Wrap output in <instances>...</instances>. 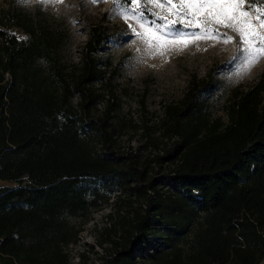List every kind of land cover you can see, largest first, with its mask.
<instances>
[{
  "label": "trees",
  "instance_id": "trees-1",
  "mask_svg": "<svg viewBox=\"0 0 264 264\" xmlns=\"http://www.w3.org/2000/svg\"><path fill=\"white\" fill-rule=\"evenodd\" d=\"M63 37L38 16L0 14V264H74L66 246L75 219L120 193L146 203L130 208L103 264H263L264 64L230 94L225 120L196 96L211 77L190 78L154 125L168 141L145 136L143 146L165 145L148 155L119 149L112 100L97 108L116 70L97 54L106 31L87 26L69 70L57 51Z\"/></svg>",
  "mask_w": 264,
  "mask_h": 264
},
{
  "label": "rangeland",
  "instance_id": "rangeland-1",
  "mask_svg": "<svg viewBox=\"0 0 264 264\" xmlns=\"http://www.w3.org/2000/svg\"><path fill=\"white\" fill-rule=\"evenodd\" d=\"M121 5L114 7L111 0H99L95 4L91 0H63V3L31 0L27 4L21 0H0V14L11 10L38 16L46 30L62 32L64 37L57 51L66 65L65 70L78 64L89 24H99L106 31L103 48L97 54L108 59L109 65L115 66L116 70L109 77V85L101 88L103 97L97 108H102L106 97L114 102L113 119L121 123L117 134L120 150L138 149L137 152L143 154L150 152L148 155L162 151L165 145L161 141L165 138H160L154 125L163 115V105L176 101L192 77H211L209 84L196 96L205 102L210 118L225 120L224 106L228 97L235 88L245 89L257 77L264 57L245 72L242 66L247 53L238 49H247L248 45L240 43L231 29L217 26L218 31L206 33L202 27L195 26L196 17L186 18L183 13L176 15L170 5H131L130 0H121ZM204 11L198 15H203ZM120 12L124 13L123 18L118 14ZM173 20L178 22L172 25ZM188 20L193 23L188 24ZM7 30L18 38L26 37V33L15 25L8 26ZM225 32L233 37L230 42H224ZM109 65L104 68V76ZM131 122L135 126L130 125ZM143 125L148 129L144 130ZM142 129L145 135L141 133ZM145 136L158 137L161 140L158 147L143 146ZM151 164L150 174L164 171L168 165L166 161L159 166ZM4 183L0 180V184ZM126 197H130L129 202ZM145 203L142 196L120 193L119 197L114 195L103 206L93 209L87 218L75 219L80 230L76 241L66 246L70 261L103 264L104 258L113 250L112 240L121 241L127 233L129 217L133 213L130 208H142Z\"/></svg>",
  "mask_w": 264,
  "mask_h": 264
},
{
  "label": "snow or ice",
  "instance_id": "snow-or-ice-1",
  "mask_svg": "<svg viewBox=\"0 0 264 264\" xmlns=\"http://www.w3.org/2000/svg\"><path fill=\"white\" fill-rule=\"evenodd\" d=\"M21 2L27 4L31 0H21ZM38 2L63 3V0H38ZM91 2L95 4L99 0H91ZM111 2L114 7L122 6L121 0H111ZM141 3L157 7L173 6L176 15L183 13L186 18L196 17L195 26L202 27L206 33L209 30L218 31L217 26L231 29L239 37L240 43L248 45L247 49H238L247 53L245 65L242 66L245 72L264 57V0H130L131 5ZM201 10H205L203 15H198ZM118 14L123 18V12ZM177 22L173 20L171 24L175 25ZM192 23V20H188V24ZM177 35L182 36L184 33H177ZM223 37L225 43L233 39L226 32L223 33Z\"/></svg>",
  "mask_w": 264,
  "mask_h": 264
},
{
  "label": "built area",
  "instance_id": "built-area-1",
  "mask_svg": "<svg viewBox=\"0 0 264 264\" xmlns=\"http://www.w3.org/2000/svg\"><path fill=\"white\" fill-rule=\"evenodd\" d=\"M7 73H5V75H6Z\"/></svg>",
  "mask_w": 264,
  "mask_h": 264
}]
</instances>
